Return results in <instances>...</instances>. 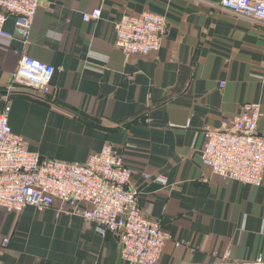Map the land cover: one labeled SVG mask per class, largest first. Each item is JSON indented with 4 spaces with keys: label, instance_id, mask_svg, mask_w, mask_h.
I'll return each instance as SVG.
<instances>
[{
    "label": "crops",
    "instance_id": "obj_1",
    "mask_svg": "<svg viewBox=\"0 0 264 264\" xmlns=\"http://www.w3.org/2000/svg\"><path fill=\"white\" fill-rule=\"evenodd\" d=\"M219 2L49 0L25 40L0 37V107L11 98L12 130L59 161H85L105 143L119 151L136 204L172 235L156 264L264 259V179L216 176L201 160L207 131L236 129L245 102L261 105L264 133V23ZM95 7L101 17L84 20ZM145 10L166 16L160 45L125 54L114 22ZM5 27L13 30L11 18ZM22 55L54 68L45 92L13 83ZM69 209L0 208V242L11 239L0 264H125L114 232L101 235Z\"/></svg>",
    "mask_w": 264,
    "mask_h": 264
},
{
    "label": "built area",
    "instance_id": "obj_2",
    "mask_svg": "<svg viewBox=\"0 0 264 264\" xmlns=\"http://www.w3.org/2000/svg\"><path fill=\"white\" fill-rule=\"evenodd\" d=\"M49 0H0V37L25 40L37 7ZM227 12L264 23V0H220ZM102 9L82 13L96 20ZM8 18L13 30L5 27ZM166 26L164 13H123L114 22V45L125 54H148L157 49ZM54 68L36 58L22 55L13 83L35 92H45ZM223 83V82H221ZM11 98L0 107V208L20 212L27 205L66 210L92 223L97 232L112 231L121 244L125 264H156L172 235L147 217L136 204L137 191L129 184L131 172L122 165L120 152L109 143L82 162L59 161L33 153L27 139L12 130L8 109ZM261 105L245 102L235 119L234 130H209L201 160L208 171L243 184L261 185L264 179V133L258 130ZM145 177L149 174L144 173ZM166 178L161 177L160 183ZM11 239L3 237L0 247ZM209 252V250H208ZM222 264H264L260 256L227 258Z\"/></svg>",
    "mask_w": 264,
    "mask_h": 264
},
{
    "label": "trees",
    "instance_id": "obj_3",
    "mask_svg": "<svg viewBox=\"0 0 264 264\" xmlns=\"http://www.w3.org/2000/svg\"><path fill=\"white\" fill-rule=\"evenodd\" d=\"M37 93H39V92H37Z\"/></svg>",
    "mask_w": 264,
    "mask_h": 264
}]
</instances>
